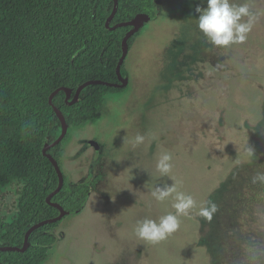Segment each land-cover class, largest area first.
I'll list each match as a JSON object with an SVG mask.
<instances>
[{
	"label": "rangeland",
	"instance_id": "1",
	"mask_svg": "<svg viewBox=\"0 0 264 264\" xmlns=\"http://www.w3.org/2000/svg\"><path fill=\"white\" fill-rule=\"evenodd\" d=\"M246 2L259 14L247 40L213 47L197 27L200 0H156V19L126 59V90L107 97L100 119L70 131L63 171L95 185L85 209L55 230L43 264H264V183L253 182L264 172V0ZM137 134L143 144L133 143ZM164 152L168 175L156 169ZM174 181L197 208L165 239L140 240L137 221L175 213L173 197L151 196ZM2 197L0 213L11 218L17 186ZM209 200L210 221L197 215Z\"/></svg>",
	"mask_w": 264,
	"mask_h": 264
},
{
	"label": "trees",
	"instance_id": "2",
	"mask_svg": "<svg viewBox=\"0 0 264 264\" xmlns=\"http://www.w3.org/2000/svg\"><path fill=\"white\" fill-rule=\"evenodd\" d=\"M113 8L114 0H0V201L9 186H17L18 196L11 218L0 213V247L22 248L31 227L60 214L47 203L59 177L43 154L44 147L62 133L54 107L69 125L64 140L48 151L63 171L70 131L100 119L107 97L126 90L90 85L75 104L70 105L66 92L60 91L50 105V96L62 87L73 91L71 101L88 81L118 83L122 41L131 27L107 28ZM142 13L150 21L156 19V0H119L110 27ZM140 34L130 38L129 51ZM64 179L52 202L70 214L82 212L95 183L69 182L65 173ZM261 190L264 195V186ZM63 221L36 229L25 252L0 250V263H45L57 241L55 230ZM249 247L256 254V246Z\"/></svg>",
	"mask_w": 264,
	"mask_h": 264
},
{
	"label": "clouds",
	"instance_id": "3",
	"mask_svg": "<svg viewBox=\"0 0 264 264\" xmlns=\"http://www.w3.org/2000/svg\"><path fill=\"white\" fill-rule=\"evenodd\" d=\"M206 5V6H203ZM198 14L196 23L199 31L213 47H227L232 44H242L247 40L252 31L258 13L250 10L246 0H200L194 9ZM145 135L137 134L133 143L143 144ZM127 135L123 137V143H128ZM172 155L162 153L157 162L156 169L162 175H168L172 170ZM253 182L264 183V172H259L253 177ZM177 183H167L156 186L151 196L156 201H165L173 197L172 207L175 213H168L158 219L144 218L137 221L134 228L135 235L143 241L157 243L165 239L180 227V217L189 215L197 208V202L190 194L178 191ZM217 212V205L209 200L204 206H200L197 215L211 220Z\"/></svg>",
	"mask_w": 264,
	"mask_h": 264
},
{
	"label": "water",
	"instance_id": "4",
	"mask_svg": "<svg viewBox=\"0 0 264 264\" xmlns=\"http://www.w3.org/2000/svg\"><path fill=\"white\" fill-rule=\"evenodd\" d=\"M118 7H119V0H114L113 11H112L110 17L108 18V20L106 22L107 28L110 30H114V29L119 28V27H126V26L131 27V30L126 34V36L124 37V39L122 41V56L118 62L117 68H116L118 83H109L106 81H88V82L82 84L81 86H79V88L76 90V92L73 96V99L71 101H70V99L73 95V91L71 89L62 87V88H59L58 90H56L55 92H53V94L50 96V105H53V99L60 91L66 92V101L70 105H73L78 101L82 91L90 85H104V86L113 87V88H126L128 86V83H129L128 78L122 74V66L124 65V63L128 57V54H129V43L128 42L132 36H134L135 34H137L138 32H140L143 29L145 24H147L151 20V18L148 14L142 13V14H138L133 20H131L129 22L119 23L114 27H110V23L114 19L116 12L118 10ZM54 110H55V112H56V114H57V116L61 122L62 133L53 143L47 144L44 147L43 154L52 162L53 166L55 167V169L57 171L58 177H59L58 188L50 196H48L47 203L49 205L57 208L60 211V214L56 218L44 220V221L34 225L33 227H31L28 230V232L26 233L24 245L22 248L4 246V247H0L1 251L25 252L27 250V247H28L29 238H30L31 234L36 229L43 227L45 225H49V224H53V223L62 221L63 219H65L67 216L70 215V213L68 211H66L61 205H59L58 203L52 202L53 197L56 196L62 190L64 183H65V179H64V173H63L61 167L59 166V163L55 160V158H53V156H51L48 153V151L51 148L60 144L64 140V138L66 137L68 130H69V125L67 124V121H66L63 113L61 112V110H59L56 107H54ZM90 145H93V146H95V148H98V145L95 142H90ZM0 264H2V263H0Z\"/></svg>",
	"mask_w": 264,
	"mask_h": 264
}]
</instances>
